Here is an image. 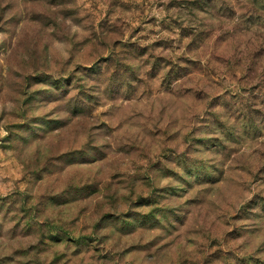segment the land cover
<instances>
[{
	"label": "rangeland",
	"instance_id": "rangeland-1",
	"mask_svg": "<svg viewBox=\"0 0 264 264\" xmlns=\"http://www.w3.org/2000/svg\"><path fill=\"white\" fill-rule=\"evenodd\" d=\"M0 264H264V0H0Z\"/></svg>",
	"mask_w": 264,
	"mask_h": 264
}]
</instances>
